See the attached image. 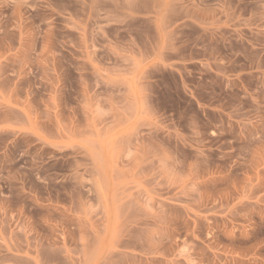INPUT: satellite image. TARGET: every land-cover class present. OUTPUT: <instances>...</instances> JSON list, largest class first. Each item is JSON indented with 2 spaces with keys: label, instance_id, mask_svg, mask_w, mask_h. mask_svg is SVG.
I'll use <instances>...</instances> for the list:
<instances>
[{
  "label": "rangeland",
  "instance_id": "1",
  "mask_svg": "<svg viewBox=\"0 0 264 264\" xmlns=\"http://www.w3.org/2000/svg\"><path fill=\"white\" fill-rule=\"evenodd\" d=\"M0 264H264V0H0Z\"/></svg>",
  "mask_w": 264,
  "mask_h": 264
}]
</instances>
